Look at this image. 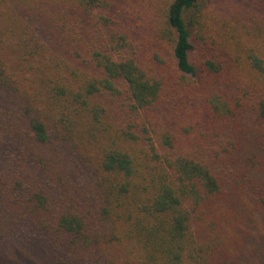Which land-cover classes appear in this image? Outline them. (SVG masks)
Wrapping results in <instances>:
<instances>
[{
  "label": "trees",
  "instance_id": "trees-1",
  "mask_svg": "<svg viewBox=\"0 0 264 264\" xmlns=\"http://www.w3.org/2000/svg\"><path fill=\"white\" fill-rule=\"evenodd\" d=\"M140 1L11 0L39 64L0 83V245L264 264V0Z\"/></svg>",
  "mask_w": 264,
  "mask_h": 264
},
{
  "label": "rangeland",
  "instance_id": "rangeland-1",
  "mask_svg": "<svg viewBox=\"0 0 264 264\" xmlns=\"http://www.w3.org/2000/svg\"><path fill=\"white\" fill-rule=\"evenodd\" d=\"M171 0H141L143 5L151 4L152 10L157 15L159 20L164 19V10L168 7ZM225 4L233 5V0H224ZM211 14H217L224 16L228 14L227 9H220L215 7L210 11ZM21 15L18 14V8L16 4H12L11 0H0V83L7 78V75H13L14 81H11V86L16 87L18 91L22 89H31L33 85H36L34 78V70L28 69L27 63L38 65L39 62L36 59L39 55L34 51V54L30 56V50L33 49L32 42L27 46V36L30 35V28L26 27L25 22L19 19ZM25 57L29 60L25 61ZM20 60H22L20 64ZM17 74H21V79H17ZM29 76V78H27ZM3 93L2 90H0ZM3 110L2 108H0ZM24 125L21 124V133L24 135ZM8 153L17 152L20 148L19 145L6 141ZM3 146V145H2ZM25 245L26 247H24ZM1 244L0 249L4 250L2 253V264H36V261L40 259L37 256L35 249H29L27 244ZM36 247V246H32ZM41 252V258H44V251ZM45 260V259H44ZM49 262L55 264V259L50 257Z\"/></svg>",
  "mask_w": 264,
  "mask_h": 264
}]
</instances>
